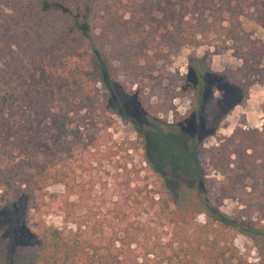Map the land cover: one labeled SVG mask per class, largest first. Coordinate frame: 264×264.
I'll list each match as a JSON object with an SVG mask.
<instances>
[{
  "label": "trees",
  "instance_id": "16d2710c",
  "mask_svg": "<svg viewBox=\"0 0 264 264\" xmlns=\"http://www.w3.org/2000/svg\"><path fill=\"white\" fill-rule=\"evenodd\" d=\"M248 13L264 26V0H0V194L6 201L0 210L17 204L61 213L65 221L56 226L32 215L24 221L30 233L11 257L0 251V264H264L263 258L227 255L222 231L264 237V224L224 212L205 193L188 208L176 205L178 189L199 188L205 180L199 139L184 127L167 131L151 120L142 125L124 110L142 137L146 169L167 195L140 186L137 170V177L124 183L135 182L138 192L132 187L122 209L110 212L109 219L87 215L80 196L71 199L82 183L60 162L34 161L40 137L35 118L57 113L64 133L76 134L84 119L81 109L99 107L98 81L107 89V101L118 83L125 89L150 87L149 101L157 95L171 103L191 91L194 103L202 105L206 93L222 89L207 55L192 54L183 76L166 62L213 35L230 41L242 60L227 76L238 88L234 102L244 105L251 86L264 85V40L245 29L242 17ZM135 92L142 97V87ZM31 93L38 96L36 103ZM221 98L232 101L228 94ZM119 161L115 169L128 177V162ZM209 163L222 175L218 191L242 197L264 220V126L238 124L209 149ZM57 183L65 184L68 193H49L47 188ZM145 204L161 227L118 228L131 218L127 208ZM197 211L205 213L204 224L195 221Z\"/></svg>",
  "mask_w": 264,
  "mask_h": 264
},
{
  "label": "rangeland",
  "instance_id": "374dc122",
  "mask_svg": "<svg viewBox=\"0 0 264 264\" xmlns=\"http://www.w3.org/2000/svg\"><path fill=\"white\" fill-rule=\"evenodd\" d=\"M242 19L246 30L264 40L263 25L253 20L250 13L244 15ZM192 54L198 57L207 55L206 60L212 70L219 72V82L222 85V89L214 88L212 93H206L205 102L202 105L194 103L191 91L185 95H178L171 103L169 100L159 99L157 95L151 96L149 101L150 87L135 84L134 86L127 85L129 88L125 89L118 83L115 85L111 98L107 101V89L98 81L95 83V88L99 92V107L95 112L87 111L86 108L81 109L84 119L79 129L76 130V134L64 133L57 113L35 118L37 120L36 132L40 137H38L39 146L34 150V161L40 165L46 162L52 165L60 162L64 171L82 183V186L77 188L78 195L73 194L70 197L71 199L78 196L82 198L83 211L87 215L97 214L109 219L112 215L110 212L122 209L123 200L131 194V188L136 186V183L132 182L131 187H127L124 182L127 178H136L137 170H140L139 174L142 178L140 186L147 184V189L167 195L164 187L160 185V179L146 169L147 162L142 137L139 136L135 124L123 114L126 110L136 115L142 125H146L147 121L151 120L167 131H178L184 127L190 133L197 135L199 139L198 161L205 180L199 188L178 189L176 195L174 194L177 206L188 208V206L199 203L202 193H205L224 212L252 224L263 226L264 220H260V216L254 209H248L245 199L226 196L218 191L217 186L222 175L209 163V149L221 139L229 136L238 124H242L245 128H263L264 85L256 83L251 86L249 97L244 105L234 102L238 98V94H235L238 88L230 82L227 74L236 71L242 64V60L234 52L232 43L219 34L206 39L200 45L185 46L181 51L172 55L170 61L166 63L169 67L177 68L179 76H183L188 71ZM141 87L142 97L135 92ZM224 94H228L232 101L225 102L221 98ZM28 96L35 103L38 101L35 93L28 94ZM132 141L136 142L135 145ZM18 154L17 149L15 155ZM118 159L121 164L128 162L127 166L130 169L128 177L127 171L122 168L118 171L115 169ZM75 168L76 173L73 170ZM147 189L141 194L142 197ZM47 190L49 193H68L66 185L61 183L52 184ZM135 190L138 192L139 188L135 187ZM2 198L0 194V206L6 202ZM10 206V208L0 210V251H5L9 257L20 247L22 236H28L30 233L29 227L31 226H26L24 221L30 218L32 220V215L42 217L47 223L56 226L65 224L64 215L58 212H35L34 209L17 204ZM127 213L131 218L126 219L118 228L125 229L134 224L161 227L154 210L147 212L146 204L138 207L130 206L127 208ZM196 214L195 221L204 224L205 213L197 211ZM222 231H225L223 237L227 255L240 254L249 261L264 259V237L262 235L250 236L233 229H222Z\"/></svg>",
  "mask_w": 264,
  "mask_h": 264
}]
</instances>
